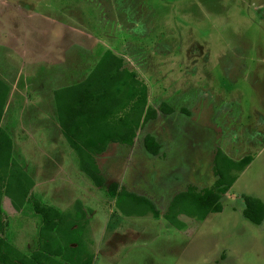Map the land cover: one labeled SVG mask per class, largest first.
Here are the masks:
<instances>
[{"label":"rangeland","instance_id":"374dc122","mask_svg":"<svg viewBox=\"0 0 264 264\" xmlns=\"http://www.w3.org/2000/svg\"><path fill=\"white\" fill-rule=\"evenodd\" d=\"M0 39L10 87L1 128L35 185L22 213L6 201L12 246L28 256L36 248L39 200L86 215L78 235L94 264H264V223L245 219L242 198L264 203V0H0ZM108 51L147 84L150 107L174 113H159L133 147L110 145L97 157V188L62 135L54 92L84 82ZM148 135L158 156L145 149ZM218 150L253 162L233 172L222 213L187 221V234L164 215L188 187L215 185ZM113 184L152 201L159 220L124 215Z\"/></svg>","mask_w":264,"mask_h":264},{"label":"trees","instance_id":"16d2710c","mask_svg":"<svg viewBox=\"0 0 264 264\" xmlns=\"http://www.w3.org/2000/svg\"><path fill=\"white\" fill-rule=\"evenodd\" d=\"M10 87L0 78V264H92L94 255L86 250L79 233L88 225L82 211L62 213L57 208L32 202L33 211L40 219L36 248L26 255L6 239L8 223L4 218V202L8 201L15 213H21L34 188L31 177L13 160V140L1 128ZM149 88L139 74L125 67L124 60L108 51L87 79L77 85L54 92V103L62 135L76 153L79 168L97 188L105 179L96 158L110 145L133 147L137 133L155 121L159 113L172 115L174 110L162 104L160 110L149 106ZM147 152L160 154L161 145L148 135L144 139ZM253 162L252 156L234 161L218 150L215 158L217 182L211 188L199 190L190 186L174 196L164 218L173 227L187 229V221L203 223L211 214L222 213L221 200ZM109 195L118 209L127 216L151 214L156 220L160 212L145 197L113 184ZM244 217L254 226L264 223V203L251 196H243ZM79 207V206H78ZM80 208V207H79Z\"/></svg>","mask_w":264,"mask_h":264},{"label":"crops","instance_id":"0c3cea01","mask_svg":"<svg viewBox=\"0 0 264 264\" xmlns=\"http://www.w3.org/2000/svg\"><path fill=\"white\" fill-rule=\"evenodd\" d=\"M0 43H2L1 45H3V41H1V39H0ZM1 78V77H0ZM2 79V78H1ZM34 187H35V185H34ZM34 189V188H33ZM33 191V190H32ZM5 207H6V202H4V200H3V208L5 209ZM22 213V212H21ZM210 216V215H209ZM5 221H6V219H5ZM131 223H134V221L132 222L131 221ZM130 226V225H129ZM116 233H118V235H121V236H123L122 234H121V232H116ZM111 235H117V234H111ZM125 237H126V235H124ZM127 238V237H126ZM18 249V248H17ZM19 250V249H18ZM20 251V250H19ZM117 256H114L113 258H111V259H109L108 260V262H112V260H114L115 258H116ZM95 258V257H94ZM96 259V258H95ZM95 259L93 260V263L92 264H94V262H95ZM103 259H105V258H103Z\"/></svg>","mask_w":264,"mask_h":264}]
</instances>
